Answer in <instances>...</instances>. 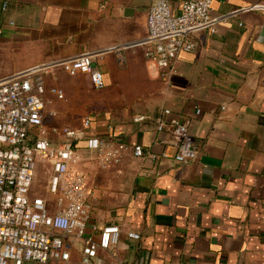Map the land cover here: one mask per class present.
Masks as SVG:
<instances>
[{
	"label": "crops",
	"instance_id": "0c3cea01",
	"mask_svg": "<svg viewBox=\"0 0 264 264\" xmlns=\"http://www.w3.org/2000/svg\"><path fill=\"white\" fill-rule=\"evenodd\" d=\"M3 1L0 78L83 52L103 74L101 89L88 79L106 95L105 109L84 115L48 91L61 88L45 80L60 66L43 74L50 104L80 120L62 127L81 130L87 117L88 136L129 146L103 168L85 138L75 142L93 206L87 234L98 240L103 226L121 228L117 244L99 252L102 264H264V0H213L215 31L196 32V48L180 52L170 74L144 57L154 0H12L4 10ZM181 1L169 0L174 14ZM46 107L55 112L49 125L57 112ZM163 108L187 123L194 161L173 159L170 134L156 129ZM141 114L147 118L135 122ZM136 144L144 156L133 155ZM161 152L166 157L147 156ZM42 171L46 180L36 188ZM49 174V163L39 161L33 195L47 196Z\"/></svg>",
	"mask_w": 264,
	"mask_h": 264
},
{
	"label": "built area",
	"instance_id": "2783aa9c",
	"mask_svg": "<svg viewBox=\"0 0 264 264\" xmlns=\"http://www.w3.org/2000/svg\"><path fill=\"white\" fill-rule=\"evenodd\" d=\"M4 0V10L8 2ZM213 0H182L174 14L169 0H154L146 14L144 57L157 69L170 74L180 52H191L197 42L194 34L205 30L213 33L219 18L211 14ZM60 66L67 74H86L91 84L104 87L103 74L93 65L89 52L51 61L0 78V264H102L100 251L110 250L118 242L121 228L117 223L103 226L98 240L87 234L93 206L88 198L86 176L76 166L82 162L75 142L85 138L89 152L96 153L100 166L118 164L129 147L123 142L88 136L90 119L83 120L81 130L48 127L46 117L55 112L47 109L43 74ZM58 100L65 98L61 88H48ZM163 108L156 117V129L168 132L176 152L173 159L180 164L194 161L198 147L186 122L168 117ZM147 116L136 115L141 122ZM64 136L53 145L48 132ZM55 133V134H56ZM135 157L144 156L141 145H133ZM152 160L166 157L148 153ZM39 161L50 165L45 184L47 196L32 194L36 166ZM127 236L138 239L135 232ZM79 245L76 259L72 253Z\"/></svg>",
	"mask_w": 264,
	"mask_h": 264
},
{
	"label": "rangeland",
	"instance_id": "374dc122",
	"mask_svg": "<svg viewBox=\"0 0 264 264\" xmlns=\"http://www.w3.org/2000/svg\"><path fill=\"white\" fill-rule=\"evenodd\" d=\"M46 74V73H45ZM45 80L48 85H57L61 87L65 92V98L63 100H55L58 103H61L64 106L69 104V101L72 100L73 102L70 103L71 107L77 108L79 112L84 114H89L94 112V110H104L105 107L102 105L105 101L106 95L103 93L102 90H97L93 88L89 82L88 76L78 73L76 75H69L65 71H63L60 67H56L53 71L49 72V74L45 75ZM50 107H53V104H47ZM54 108V107H53ZM55 111L57 112L56 118L49 120L48 127H62L64 125H71L74 123L73 121L77 120V123L80 122L79 118H74L73 114H70L67 111V107H56L55 104ZM81 115V116H82ZM80 116V117H81ZM50 132L48 134L49 139L55 144H59L62 142V137L56 133ZM37 184L36 188L42 186L44 181L46 180V173L44 171L39 172L36 176Z\"/></svg>",
	"mask_w": 264,
	"mask_h": 264
},
{
	"label": "water",
	"instance_id": "95a60500",
	"mask_svg": "<svg viewBox=\"0 0 264 264\" xmlns=\"http://www.w3.org/2000/svg\"><path fill=\"white\" fill-rule=\"evenodd\" d=\"M129 10V8H125V11Z\"/></svg>",
	"mask_w": 264,
	"mask_h": 264
}]
</instances>
